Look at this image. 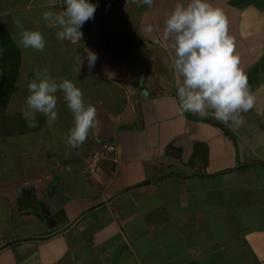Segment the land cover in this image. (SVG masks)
<instances>
[{
	"label": "crops",
	"instance_id": "0c3cea01",
	"mask_svg": "<svg viewBox=\"0 0 264 264\" xmlns=\"http://www.w3.org/2000/svg\"><path fill=\"white\" fill-rule=\"evenodd\" d=\"M89 2L82 39L61 42L41 19L48 0H0L16 45V18L46 41L43 51L17 45L22 96L47 68L96 108L80 148L66 144L74 120L62 92L51 127L21 115L18 136L0 134V264H264V0H208L227 18L254 96L240 127L179 107L183 78L164 29L188 0ZM19 91L18 77L10 107Z\"/></svg>",
	"mask_w": 264,
	"mask_h": 264
},
{
	"label": "clouds",
	"instance_id": "9594fccd",
	"mask_svg": "<svg viewBox=\"0 0 264 264\" xmlns=\"http://www.w3.org/2000/svg\"><path fill=\"white\" fill-rule=\"evenodd\" d=\"M140 5H151L153 0H133ZM57 0H48V9L41 15L45 27H57V40H81V28L86 21L94 19L97 5L89 0H63V8L54 10ZM13 26L21 29L18 47L43 51L46 41L39 28L26 29L21 19L16 18ZM164 36L174 37L176 59L174 69L183 78L178 87L179 107L182 112H192L207 119L209 110L218 121L229 122L240 127L246 121L242 113L253 107L248 77L240 67V57L235 52V40L228 33V21L219 7L208 0H188L177 3L166 20ZM98 56L88 52L87 65L95 67ZM83 58L80 57V65ZM37 78L27 84L28 95L23 118L28 127L38 126L37 114L46 117L51 127L58 119L57 95L62 92L68 110L72 113L74 125L67 134L66 144L73 149L80 148L91 129L96 126V108L85 103L82 90L69 79L57 81L47 68L38 71ZM65 159L70 153L65 152Z\"/></svg>",
	"mask_w": 264,
	"mask_h": 264
},
{
	"label": "trees",
	"instance_id": "16d2710c",
	"mask_svg": "<svg viewBox=\"0 0 264 264\" xmlns=\"http://www.w3.org/2000/svg\"><path fill=\"white\" fill-rule=\"evenodd\" d=\"M20 65V50L12 40L9 31L0 24V112L7 107L16 90ZM5 132L0 126V133Z\"/></svg>",
	"mask_w": 264,
	"mask_h": 264
},
{
	"label": "rangeland",
	"instance_id": "374dc122",
	"mask_svg": "<svg viewBox=\"0 0 264 264\" xmlns=\"http://www.w3.org/2000/svg\"><path fill=\"white\" fill-rule=\"evenodd\" d=\"M9 27H10V30H13V33L16 36L19 35L18 33H16L18 30L14 29L12 26H9ZM56 31H58V28H57ZM24 50H28V49H24ZM28 66H30V64H28ZM25 67H26V64H25V62H23L22 65H20L19 73L20 72H23V73L26 72L27 68H25ZM18 77H19V88H20L19 96L16 97L14 99V101L12 102V107H10V104L8 103V105L4 109V111L0 112V126L3 127V131H6L5 133H2V134L0 133L3 136H5V135L9 136V137L18 136L17 130L20 127V121H21L20 118H21V115H22V109L25 107V98L26 97L22 96L23 95L22 91L24 89L23 86H24V83H25L24 81L26 79V75L18 74ZM22 99H23V101H20ZM18 102H22V103H20L21 105H19ZM5 126H7V127H5ZM61 130L64 131L63 127H61ZM58 140H59V137H58ZM104 146H103V148L106 151L111 152L113 150V149L112 150L108 149L109 147H112V146H108V145L105 146V147ZM51 187H52V189L55 188V187H53V185H51Z\"/></svg>",
	"mask_w": 264,
	"mask_h": 264
},
{
	"label": "built area",
	"instance_id": "2783aa9c",
	"mask_svg": "<svg viewBox=\"0 0 264 264\" xmlns=\"http://www.w3.org/2000/svg\"><path fill=\"white\" fill-rule=\"evenodd\" d=\"M108 149H109V150H112L113 148H112V147H109Z\"/></svg>",
	"mask_w": 264,
	"mask_h": 264
}]
</instances>
